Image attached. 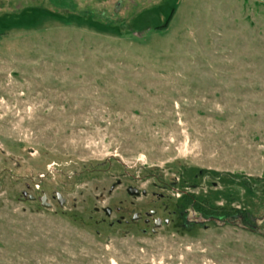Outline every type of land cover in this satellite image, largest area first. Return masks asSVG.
<instances>
[{
	"label": "rangeland",
	"instance_id": "374dc122",
	"mask_svg": "<svg viewBox=\"0 0 264 264\" xmlns=\"http://www.w3.org/2000/svg\"><path fill=\"white\" fill-rule=\"evenodd\" d=\"M183 194L264 233V0H0V264H264Z\"/></svg>",
	"mask_w": 264,
	"mask_h": 264
},
{
	"label": "trees",
	"instance_id": "16d2710c",
	"mask_svg": "<svg viewBox=\"0 0 264 264\" xmlns=\"http://www.w3.org/2000/svg\"><path fill=\"white\" fill-rule=\"evenodd\" d=\"M178 207L182 210H192L197 216L208 221V223L219 226H230L232 224L252 232H258L261 235L264 233L258 231V223L262 222L261 218L255 217L246 210H232L227 211L220 206H213L208 203L207 200L195 198L192 195L183 194L179 199ZM196 227L192 225L189 227H183L186 230H190Z\"/></svg>",
	"mask_w": 264,
	"mask_h": 264
},
{
	"label": "flooded vegetation",
	"instance_id": "af4514ba",
	"mask_svg": "<svg viewBox=\"0 0 264 264\" xmlns=\"http://www.w3.org/2000/svg\"><path fill=\"white\" fill-rule=\"evenodd\" d=\"M177 209H178L177 211H178L179 221L182 227H189L192 225H196V226L200 225V226L205 227V224L208 223L207 220L202 219L201 217L197 216L192 210H182L179 207ZM202 220L206 222L200 223V221ZM145 223H148V221H145ZM154 226L158 228L160 227V224L156 222Z\"/></svg>",
	"mask_w": 264,
	"mask_h": 264
},
{
	"label": "water",
	"instance_id": "95a60500",
	"mask_svg": "<svg viewBox=\"0 0 264 264\" xmlns=\"http://www.w3.org/2000/svg\"><path fill=\"white\" fill-rule=\"evenodd\" d=\"M128 194L133 196V195H137V192H136L135 190H129V191H128ZM57 199H58L59 202H60L59 196H57ZM45 200H46L45 198H43V199L41 200L42 205H44ZM105 212H106L107 215H109V213H110L109 210H106ZM204 222H206V221H203V220L200 221V223H204Z\"/></svg>",
	"mask_w": 264,
	"mask_h": 264
}]
</instances>
